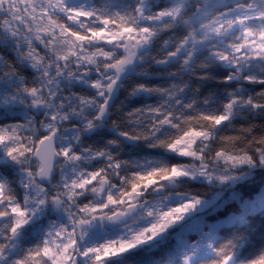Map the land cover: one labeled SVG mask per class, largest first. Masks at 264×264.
Returning a JSON list of instances; mask_svg holds the SVG:
<instances>
[{"label":"snow or ice","instance_id":"obj_1","mask_svg":"<svg viewBox=\"0 0 264 264\" xmlns=\"http://www.w3.org/2000/svg\"><path fill=\"white\" fill-rule=\"evenodd\" d=\"M0 264H264V0H0Z\"/></svg>","mask_w":264,"mask_h":264}]
</instances>
